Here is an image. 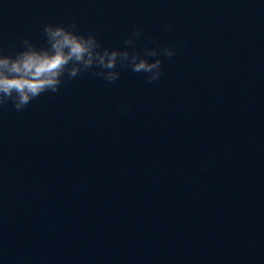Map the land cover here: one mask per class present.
Here are the masks:
<instances>
[{"label":"clouds","instance_id":"1","mask_svg":"<svg viewBox=\"0 0 264 264\" xmlns=\"http://www.w3.org/2000/svg\"><path fill=\"white\" fill-rule=\"evenodd\" d=\"M75 29V22L68 27L46 25L47 47L37 49L25 39V48L14 56L0 53V107L11 102L17 111H22L41 94L57 92L65 73L75 78L96 68L94 75L112 83L119 77L115 71L118 63L135 73L146 74L148 83L156 82L162 74V57L175 55L171 46L157 45L145 48L142 53L102 48L95 36L79 34ZM139 35L140 30L134 29L125 45L134 48V39Z\"/></svg>","mask_w":264,"mask_h":264}]
</instances>
